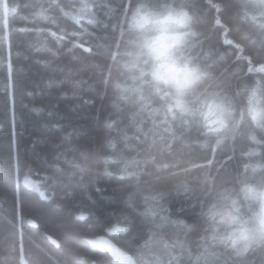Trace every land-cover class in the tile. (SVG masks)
<instances>
[{
  "label": "trees",
  "instance_id": "obj_1",
  "mask_svg": "<svg viewBox=\"0 0 264 264\" xmlns=\"http://www.w3.org/2000/svg\"><path fill=\"white\" fill-rule=\"evenodd\" d=\"M136 2L0 0V264H107L89 244L103 235L165 250L154 264H264V250L214 246L200 215L216 187L264 172V138L216 145L113 100L111 57ZM178 3L210 88L235 98L264 79V0Z\"/></svg>",
  "mask_w": 264,
  "mask_h": 264
},
{
  "label": "clouds",
  "instance_id": "obj_2",
  "mask_svg": "<svg viewBox=\"0 0 264 264\" xmlns=\"http://www.w3.org/2000/svg\"><path fill=\"white\" fill-rule=\"evenodd\" d=\"M197 35L178 0H137L111 57L114 102L141 111L152 106L153 114L186 121L216 145L240 134L264 138V79L235 98L210 88V73L192 54ZM200 215L214 246L236 254L264 250V172L240 173L216 187ZM153 255L166 251L121 247L107 264H154Z\"/></svg>",
  "mask_w": 264,
  "mask_h": 264
},
{
  "label": "water",
  "instance_id": "obj_3",
  "mask_svg": "<svg viewBox=\"0 0 264 264\" xmlns=\"http://www.w3.org/2000/svg\"><path fill=\"white\" fill-rule=\"evenodd\" d=\"M89 244L94 249L107 253L109 256L112 255V252L110 251L111 248H116L117 250H120V247L108 237L93 238L90 240Z\"/></svg>",
  "mask_w": 264,
  "mask_h": 264
},
{
  "label": "bare ground",
  "instance_id": "obj_4",
  "mask_svg": "<svg viewBox=\"0 0 264 264\" xmlns=\"http://www.w3.org/2000/svg\"><path fill=\"white\" fill-rule=\"evenodd\" d=\"M151 223V222H150ZM154 228H157V224L155 223V227ZM98 237H108V238H110L116 245H118L111 237H109V236H105V235H103V236H98ZM119 246V245H118ZM120 247V246H119ZM121 248V247H120ZM144 249V248H143ZM145 249H147V248H145ZM101 252V251H100ZM104 253V252H103ZM105 254H107V253H105ZM108 255V254H107ZM109 256V255H108Z\"/></svg>",
  "mask_w": 264,
  "mask_h": 264
},
{
  "label": "snow or ice",
  "instance_id": "obj_5",
  "mask_svg": "<svg viewBox=\"0 0 264 264\" xmlns=\"http://www.w3.org/2000/svg\"><path fill=\"white\" fill-rule=\"evenodd\" d=\"M5 10L7 11L6 7ZM110 251L112 252V255H116L119 252V250H117L116 248H111Z\"/></svg>",
  "mask_w": 264,
  "mask_h": 264
}]
</instances>
